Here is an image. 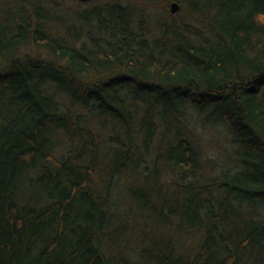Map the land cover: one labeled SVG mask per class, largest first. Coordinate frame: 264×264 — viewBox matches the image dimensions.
<instances>
[{
  "label": "trees",
  "instance_id": "16d2710c",
  "mask_svg": "<svg viewBox=\"0 0 264 264\" xmlns=\"http://www.w3.org/2000/svg\"><path fill=\"white\" fill-rule=\"evenodd\" d=\"M0 264H264V0H0Z\"/></svg>",
  "mask_w": 264,
  "mask_h": 264
},
{
  "label": "water",
  "instance_id": "95a60500",
  "mask_svg": "<svg viewBox=\"0 0 264 264\" xmlns=\"http://www.w3.org/2000/svg\"><path fill=\"white\" fill-rule=\"evenodd\" d=\"M77 1L88 2L91 0H77ZM177 10H178V5L176 3H173L171 6V13L174 14Z\"/></svg>",
  "mask_w": 264,
  "mask_h": 264
},
{
  "label": "rangeland",
  "instance_id": "374dc122",
  "mask_svg": "<svg viewBox=\"0 0 264 264\" xmlns=\"http://www.w3.org/2000/svg\"><path fill=\"white\" fill-rule=\"evenodd\" d=\"M157 1H158V3H161V0H157ZM67 5H69V4H65V6H67ZM177 5H178V10H177L174 14L170 13V11H171V7H170V6L167 8V9H168L167 14H169V15H171V16H175V15H177V14L179 13V11H180L179 4H177Z\"/></svg>",
  "mask_w": 264,
  "mask_h": 264
},
{
  "label": "bare ground",
  "instance_id": "6f19581e",
  "mask_svg": "<svg viewBox=\"0 0 264 264\" xmlns=\"http://www.w3.org/2000/svg\"><path fill=\"white\" fill-rule=\"evenodd\" d=\"M73 1H76V2H79V3H89V2H91V1H93V0L88 1V2H81V1H77V0H73ZM122 1H123V3H129L131 0H122ZM173 3H176V2H175V1L171 2L170 7L172 6ZM176 4H177V3H176ZM170 13H171V11H170ZM161 14H162V13H161ZM157 15H159V13H158Z\"/></svg>",
  "mask_w": 264,
  "mask_h": 264
}]
</instances>
